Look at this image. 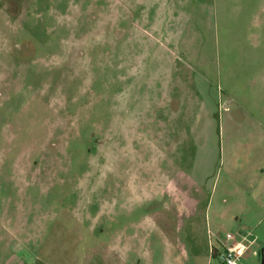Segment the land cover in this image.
Returning a JSON list of instances; mask_svg holds the SVG:
<instances>
[{"label":"rangeland","instance_id":"obj_1","mask_svg":"<svg viewBox=\"0 0 264 264\" xmlns=\"http://www.w3.org/2000/svg\"><path fill=\"white\" fill-rule=\"evenodd\" d=\"M143 2L0 0V264H133L136 232L217 264L230 165L264 158V0H170L165 34Z\"/></svg>","mask_w":264,"mask_h":264},{"label":"crops","instance_id":"obj_2","mask_svg":"<svg viewBox=\"0 0 264 264\" xmlns=\"http://www.w3.org/2000/svg\"><path fill=\"white\" fill-rule=\"evenodd\" d=\"M136 0H133V2ZM137 3V2H136ZM145 3L142 7L140 4L135 6L134 11L140 12V11H147V19L150 21L151 12L155 11V17L157 18L156 22H152L150 24L151 27H159L161 28V33L165 34L164 27L166 28L165 20L166 15H169L168 12H170L169 9V3L170 0H145ZM135 5V3H134ZM175 7H177V4H174ZM153 16V15H152ZM154 17V16H153ZM152 17V19H153ZM160 21V22H159ZM150 23V22H148ZM157 32V31H156ZM159 33V32H158ZM153 53L151 55V58L155 59H165L169 57V53L164 50H157L152 51ZM167 70L164 67H156L154 70L152 69L150 74H156V78L152 79V84H155L156 89L163 90L166 85L168 86L169 79L167 78V73L165 72ZM164 76L166 78H164ZM156 82V83H154ZM151 84V83H150ZM152 87V85H151ZM252 134L249 133V136ZM252 136V135H251ZM259 137L260 139L264 138V134L255 133L253 135V138ZM261 143L260 145H262ZM264 145V144H263ZM255 147L253 144L250 145L248 148L247 154L249 156H253V159H255ZM229 170L232 172L234 171H241V184L235 185V191L236 193V205L233 206L236 211V214L239 215V218L235 214H230V212L226 211L225 214L223 213H216L217 220L221 218L223 220L222 223L216 222L214 224L215 231L212 229H207V233L211 231V235L216 236V240L219 243L220 247L218 245L212 246L211 243V249L214 247L215 249H220L222 246L223 241L225 240V234L222 233V227H225V223H229L230 227L234 229V234L236 236V241H241L249 246L248 251L246 254L240 259L244 260L243 264H262L261 263V252L264 249V158L259 161L249 163V164H243L238 165L237 162H232L230 165ZM220 214V216H219ZM208 220V219H207ZM206 220V226L208 227L209 224ZM143 224H140L142 226ZM213 228V224L210 225ZM179 227V225H177ZM227 230V232L230 231L231 228ZM182 230V229H180ZM199 230V226H194L190 228V231L193 234H196ZM187 233V231H185ZM254 234V235H253ZM136 237H133L132 239H126L125 245L128 247H132L133 245V251L139 250V256H137L134 259L133 264H145V261H147V264H150L151 262L148 261V255L150 249L148 247H144L141 245L139 247L138 240L140 239L139 234L136 232ZM166 240L169 243V239L167 236ZM120 241V240H119ZM143 241V239H141ZM170 250V249H169ZM168 250V252H169ZM167 252V255H168ZM211 257V252H210ZM147 258V260H146ZM167 264H186L185 262V254L180 253L179 251L177 253L173 252L171 257H167ZM170 262V263H169ZM153 263V262H152ZM217 264H220L217 261ZM242 264V263H240Z\"/></svg>","mask_w":264,"mask_h":264},{"label":"built area","instance_id":"obj_3","mask_svg":"<svg viewBox=\"0 0 264 264\" xmlns=\"http://www.w3.org/2000/svg\"><path fill=\"white\" fill-rule=\"evenodd\" d=\"M248 249L249 246L247 244L236 241V236L233 232H226L221 248L213 251L214 256L212 258L217 259L220 264H240V259L246 254Z\"/></svg>","mask_w":264,"mask_h":264},{"label":"trees","instance_id":"obj_4","mask_svg":"<svg viewBox=\"0 0 264 264\" xmlns=\"http://www.w3.org/2000/svg\"><path fill=\"white\" fill-rule=\"evenodd\" d=\"M211 255H212L211 257H213V256H214V253H213V251H212ZM262 264H264V262H262Z\"/></svg>","mask_w":264,"mask_h":264}]
</instances>
